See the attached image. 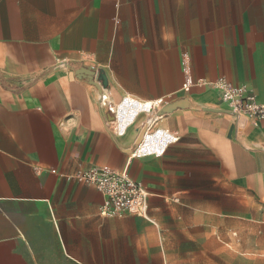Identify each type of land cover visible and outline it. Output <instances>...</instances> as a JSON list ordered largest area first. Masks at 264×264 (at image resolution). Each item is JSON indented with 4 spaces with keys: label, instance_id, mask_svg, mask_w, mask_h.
Returning <instances> with one entry per match:
<instances>
[{
    "label": "crops",
    "instance_id": "crops-1",
    "mask_svg": "<svg viewBox=\"0 0 264 264\" xmlns=\"http://www.w3.org/2000/svg\"><path fill=\"white\" fill-rule=\"evenodd\" d=\"M218 81L264 101V0H0V264H155L160 236L264 220V119L241 124ZM102 89L195 106L163 119V155L132 156L139 125L117 135ZM94 166L128 167L149 218L101 215L63 175Z\"/></svg>",
    "mask_w": 264,
    "mask_h": 264
},
{
    "label": "built area",
    "instance_id": "built-area-1",
    "mask_svg": "<svg viewBox=\"0 0 264 264\" xmlns=\"http://www.w3.org/2000/svg\"><path fill=\"white\" fill-rule=\"evenodd\" d=\"M215 85L221 93L223 102L232 109L238 119H264V101L258 99L252 88L244 84L234 86L225 81H218ZM190 87L191 81L188 80L182 89L188 93ZM169 103L171 97L142 100L132 95H125L116 101L103 89L98 99L100 110L112 116L117 135H125L130 127L136 124L139 125V134L143 129L145 130L144 138L132 149V156H161L171 144L180 139L177 132L162 126L163 119L169 114L164 108ZM142 116L144 119L141 120ZM150 137L152 140L146 142ZM37 170L41 171L40 168ZM52 171L57 172V169ZM63 175L92 185L105 196V201L100 207L101 215L106 217L137 215L149 218V201L152 193L143 183L131 177L128 167L118 170L106 166H94Z\"/></svg>",
    "mask_w": 264,
    "mask_h": 264
},
{
    "label": "rangeland",
    "instance_id": "rangeland-1",
    "mask_svg": "<svg viewBox=\"0 0 264 264\" xmlns=\"http://www.w3.org/2000/svg\"><path fill=\"white\" fill-rule=\"evenodd\" d=\"M224 226L212 235L160 236L155 264H264V220Z\"/></svg>",
    "mask_w": 264,
    "mask_h": 264
},
{
    "label": "water",
    "instance_id": "water-1",
    "mask_svg": "<svg viewBox=\"0 0 264 264\" xmlns=\"http://www.w3.org/2000/svg\"><path fill=\"white\" fill-rule=\"evenodd\" d=\"M85 72L90 74L93 77V71L92 70H89V71L85 70ZM193 106H195V105L191 104V101L188 98H183V99L171 102L168 105H166L164 108V111L171 112L178 107H193ZM197 107L201 108V109L217 110V109L210 108V107H199V106H197ZM244 122H245V119L242 118L240 123L244 124ZM144 134H145V130L143 129L142 132L140 133L139 137H138V140L136 142L137 144L144 138Z\"/></svg>",
    "mask_w": 264,
    "mask_h": 264
}]
</instances>
